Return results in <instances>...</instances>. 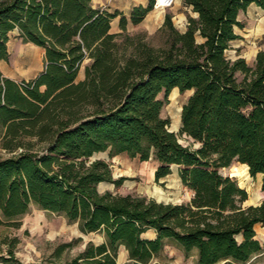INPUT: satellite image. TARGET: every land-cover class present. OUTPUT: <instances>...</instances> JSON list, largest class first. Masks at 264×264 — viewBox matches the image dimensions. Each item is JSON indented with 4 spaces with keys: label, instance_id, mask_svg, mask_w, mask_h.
Segmentation results:
<instances>
[{
    "label": "trees",
    "instance_id": "1",
    "mask_svg": "<svg viewBox=\"0 0 264 264\" xmlns=\"http://www.w3.org/2000/svg\"><path fill=\"white\" fill-rule=\"evenodd\" d=\"M154 4L136 8L132 24ZM183 4L197 17L188 16L182 32L167 14L155 45L146 33L129 34L124 16L122 32L111 33L120 14L94 8L92 0H0V61L9 58L13 32L45 52L34 79L17 82L0 72V227L20 228L35 205L104 237L63 262L73 244L60 245L52 264H119L121 248L124 264H161L169 243L186 257L196 253L195 264H247L264 252L255 229L264 227V202L245 206L247 191L220 174L246 165L251 177L262 176L264 191V51L254 66L227 54L244 28L241 13L253 4L264 11V0ZM175 89L193 92L179 134L162 115ZM107 151L110 158L157 161V182L178 167L192 200L101 193L102 183L120 187L126 179H114L106 161L91 160ZM149 230L155 239L143 237ZM15 242L0 264H22Z\"/></svg>",
    "mask_w": 264,
    "mask_h": 264
},
{
    "label": "rangeland",
    "instance_id": "2",
    "mask_svg": "<svg viewBox=\"0 0 264 264\" xmlns=\"http://www.w3.org/2000/svg\"><path fill=\"white\" fill-rule=\"evenodd\" d=\"M178 11L182 9L175 10V13ZM167 14L173 15L168 10H162L161 18ZM240 20L244 24L243 29H237L240 39L232 44L227 54L232 60L240 57L245 59L248 65L254 66L257 54L264 51V15L260 9L252 6L245 13H241ZM157 31L150 33L142 25H129L128 27L129 34L146 33L152 38L153 44L159 45ZM8 51V60L0 61V72L7 78L17 82L29 81L36 78L45 68L44 50L33 44L25 43L17 32L9 35ZM88 62L86 60L83 63L81 74H84V68ZM190 96L189 91L181 93L179 90H174L169 96L168 104L163 108V117L170 120L171 130L177 134L182 126V107ZM180 141L187 144L184 137H180ZM5 155L0 148V156ZM91 160H104L109 163L114 179L126 178L120 187L108 182L102 183L98 187L101 193L111 191L121 195L131 194L172 204H187L193 198V193L183 186L179 178L178 167H173L171 175L157 182L155 172L158 163L155 160L141 161L127 154L110 158L108 151L95 154ZM220 174L232 178L240 188L247 191L248 201L245 206H258L264 202L262 176L251 177L248 169L240 163H234L229 168L221 169ZM21 223L20 228L0 227V253H4L8 245L16 241L11 246H13L15 257L22 264H52L54 260L52 255L55 250L62 244L72 243L73 247L64 252L62 256L60 262H63L83 251L87 243L93 242L98 245L104 241L101 233L85 234L81 232L77 223H71L63 216L48 213L35 205H32L28 213L21 218ZM255 228L256 238L264 248V227L257 225ZM196 258V253L186 257L181 249L169 243L157 262L195 264ZM127 261L128 255L124 249H121L118 263L124 264ZM247 264H264V252L254 256Z\"/></svg>",
    "mask_w": 264,
    "mask_h": 264
},
{
    "label": "crops",
    "instance_id": "3",
    "mask_svg": "<svg viewBox=\"0 0 264 264\" xmlns=\"http://www.w3.org/2000/svg\"><path fill=\"white\" fill-rule=\"evenodd\" d=\"M150 1L151 0H92V4H93L94 8H99V9L105 10L109 13L117 12L120 14L111 23V33L117 34V33L122 32L120 29L121 16H124L127 19V22H128L127 28H128L129 25H133L132 24V15H133L134 10L138 7L147 8ZM183 2H184V0H176L175 5L173 7L166 9V10H168L169 13L170 12L173 13L172 19L174 20V25L182 32H184L187 28L188 16L197 17V14H194L192 12L191 8L185 7ZM252 6H256V5L253 4L250 7H252ZM180 8L182 9V11H178L175 13V10H178ZM257 8L260 9L259 7H257ZM260 10L264 15V11L262 9H260ZM157 11H158L157 9L153 8V10L150 11L146 15L144 20L139 24V25H142L144 28H146L147 31H149L150 33H155L158 29H160L164 20H165V17L159 18L157 16ZM239 20H240V17H239ZM139 25H137V26H139ZM83 79H84V74H81V69H80V72L78 75V81H82ZM258 226H261V225L258 224ZM143 237L145 239L153 240L156 237L155 231L149 230L147 233H145L143 235ZM121 249H124V248H121ZM125 252L128 255V252L126 250H125Z\"/></svg>",
    "mask_w": 264,
    "mask_h": 264
},
{
    "label": "built area",
    "instance_id": "4",
    "mask_svg": "<svg viewBox=\"0 0 264 264\" xmlns=\"http://www.w3.org/2000/svg\"><path fill=\"white\" fill-rule=\"evenodd\" d=\"M176 0H155L154 8L166 10L175 5Z\"/></svg>",
    "mask_w": 264,
    "mask_h": 264
},
{
    "label": "bare ground",
    "instance_id": "5",
    "mask_svg": "<svg viewBox=\"0 0 264 264\" xmlns=\"http://www.w3.org/2000/svg\"><path fill=\"white\" fill-rule=\"evenodd\" d=\"M158 11H157V16L160 18L161 17V14H162V10L161 9H157ZM161 25V24H160ZM175 90H178V89H175ZM244 167L246 168V169H248V166H246V165H244Z\"/></svg>",
    "mask_w": 264,
    "mask_h": 264
},
{
    "label": "water",
    "instance_id": "6",
    "mask_svg": "<svg viewBox=\"0 0 264 264\" xmlns=\"http://www.w3.org/2000/svg\"><path fill=\"white\" fill-rule=\"evenodd\" d=\"M193 92H191V95H192Z\"/></svg>",
    "mask_w": 264,
    "mask_h": 264
}]
</instances>
